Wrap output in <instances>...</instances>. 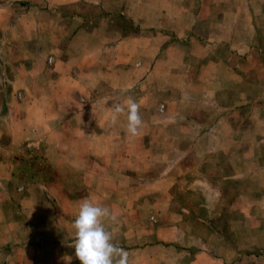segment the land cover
Segmentation results:
<instances>
[{
	"label": "crops",
	"instance_id": "obj_1",
	"mask_svg": "<svg viewBox=\"0 0 264 264\" xmlns=\"http://www.w3.org/2000/svg\"><path fill=\"white\" fill-rule=\"evenodd\" d=\"M84 199L129 264H264V0H0V264H81Z\"/></svg>",
	"mask_w": 264,
	"mask_h": 264
},
{
	"label": "clouds",
	"instance_id": "obj_2",
	"mask_svg": "<svg viewBox=\"0 0 264 264\" xmlns=\"http://www.w3.org/2000/svg\"><path fill=\"white\" fill-rule=\"evenodd\" d=\"M140 105L129 98L124 104L117 103L112 109L111 122L115 124L120 114L127 113V133L131 137L140 134L143 120ZM116 213L92 199H84L74 220L75 254L81 264H129V253L113 243V233L105 221L116 222Z\"/></svg>",
	"mask_w": 264,
	"mask_h": 264
},
{
	"label": "rangeland",
	"instance_id": "obj_3",
	"mask_svg": "<svg viewBox=\"0 0 264 264\" xmlns=\"http://www.w3.org/2000/svg\"><path fill=\"white\" fill-rule=\"evenodd\" d=\"M186 198H187V200H188V198H191L192 200H194V199L198 200L199 197L196 194H193V193L188 194L187 192H185V193H183V200H185ZM200 213H202V211Z\"/></svg>",
	"mask_w": 264,
	"mask_h": 264
}]
</instances>
